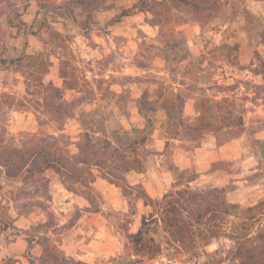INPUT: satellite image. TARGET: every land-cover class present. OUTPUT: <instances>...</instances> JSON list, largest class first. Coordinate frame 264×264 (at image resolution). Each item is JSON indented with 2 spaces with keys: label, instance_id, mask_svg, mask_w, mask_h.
<instances>
[{
  "label": "rangeland",
  "instance_id": "rangeland-1",
  "mask_svg": "<svg viewBox=\"0 0 264 264\" xmlns=\"http://www.w3.org/2000/svg\"><path fill=\"white\" fill-rule=\"evenodd\" d=\"M47 1L64 0H0V61L15 59L22 52H42L51 61L43 82L61 88L60 69L67 68L80 79L84 103L60 132L50 122L39 127L38 116L46 121L43 115L10 108L0 95V129L6 144L17 145L20 133L62 134L74 154L79 135L86 130L92 134L81 126L79 113L97 112L93 119L103 120L107 134L115 126L143 128L145 120L137 111L142 101L146 117L152 120V136L142 151L145 171L126 177L131 186L140 184L151 199L160 200L173 183L168 171V165L173 164L198 175L191 185L202 190L223 189L229 203L248 207L264 199L263 0H185L162 6L156 5L160 0H148L153 5L145 12L134 10L136 3L145 0H117L112 9L95 14L98 29L87 35L68 19L52 14L47 26L40 23L43 15H39L32 35L28 29L38 5ZM121 9L129 10L128 16L106 25ZM75 12L82 20L83 13ZM159 31L167 37L162 39ZM169 35L177 42L172 43ZM2 87L13 93L14 100L25 95L22 74L7 63H0ZM78 95L65 91L64 99L70 101ZM171 95L184 99L183 118L195 132L171 138L162 131L166 120L162 105ZM165 138L169 146L161 155ZM215 140L223 141L220 151L214 147ZM46 176V191L28 190L17 205L35 204L40 199L45 210L31 207L30 213L17 217L16 204L9 203L14 221L12 228L0 232V262L12 259L15 264H28V254L39 257L38 244L28 250L26 233L49 237L67 256L84 264L187 261L183 254L168 255L165 234L142 201L124 197L118 187L99 177L89 190L77 186L70 192L53 173ZM21 186L20 180L7 181L0 168L3 205ZM142 217L146 220L144 233L153 237L162 251L153 259L134 263L130 261L138 258H127L132 254L127 237L141 229ZM232 222L237 220L230 218ZM232 246L227 239L210 243L197 264H237L231 258Z\"/></svg>",
  "mask_w": 264,
  "mask_h": 264
},
{
  "label": "trees",
  "instance_id": "trees-1",
  "mask_svg": "<svg viewBox=\"0 0 264 264\" xmlns=\"http://www.w3.org/2000/svg\"><path fill=\"white\" fill-rule=\"evenodd\" d=\"M116 1L110 0L108 3V0H64L59 3H56L57 1L39 3L28 32L35 34L33 26L37 23L35 21L40 14L43 15L40 23L44 26L48 25L49 15L52 14L68 19L81 34L87 35L98 29L95 14L112 9ZM183 1L185 0H160L156 5ZM152 5V1L145 0L136 3L134 10L149 11ZM76 9L83 13L82 20L77 19ZM130 12L134 11L130 10ZM128 13L129 10L121 9L106 25L120 21L128 16ZM38 28H41V24ZM158 35L163 36L162 39L167 37L165 34L162 35L161 31ZM169 37L172 43L177 42L172 35ZM24 59L29 61H23ZM0 63H7L8 68L20 72L24 78L25 96L19 101L14 100L12 96L3 95L6 102L11 108L27 109L37 115H43L46 121H41L38 116L39 127L50 122L61 132L66 121L74 118L78 108L84 103L85 94L79 89L80 79L73 72H68L67 68L60 69L61 88L51 82L47 84L43 82L51 61L45 58L42 52L34 55L22 52L15 59ZM65 91L79 95L66 101ZM170 98L162 105L166 114L162 131L171 138L180 133L189 135L195 132L196 129L184 121V99L180 95H171ZM176 101L177 106H171ZM222 102L225 103L226 99H222ZM119 111L122 113L124 110L119 109ZM137 111L145 120L143 128L131 126L130 129H124L115 126L108 134L105 132L103 120L93 119L97 112L79 113L81 126L91 129L92 134L86 130L79 135L74 143L76 149L74 154L69 150L70 143L67 137L62 134L20 133V141L15 145L5 143L4 131L0 129V168L3 169L7 181L20 180L22 183L21 188L12 194V199L7 201V205H3L0 200V232L12 228L14 219L9 214L10 202L16 204L17 217L30 213L31 207L45 210L44 203L39 201L40 199L36 200L35 204L27 203L20 207L17 205L28 190L36 193L46 191L49 182L46 176L48 172L57 176L60 183L70 192L78 187L89 190L99 177L118 187L124 197H133L142 201L144 206L151 208L153 214L151 217L156 216V222L160 224L165 234L168 255L172 258L178 254L188 256L183 264H197L198 257L206 255L204 248L220 239H227L233 243L231 258L236 259L237 264H264V199L248 207L229 203L222 195L223 189L217 187L199 189L191 185L198 178L196 173L189 174L187 170H180L173 164L168 165V171L174 177L173 183L160 200L151 199L140 184L131 186L127 182L128 174L145 171L142 151L152 136V120L146 117V109L142 101L138 103ZM197 113L201 115L200 111ZM234 135L238 136V133ZM168 140L165 138L164 149L159 154L163 155L167 150ZM216 144L222 145L223 141L216 140ZM230 218L236 219L237 222L229 223ZM145 221L142 217L141 229L127 237L129 251L132 253L127 254V258L132 256L138 258L130 262L153 259L162 251L155 239L144 233ZM26 241L28 250L31 249L32 244H38L41 248L39 257L28 254V264H84L71 259L45 235L29 236L26 233ZM0 264H15V261L3 259Z\"/></svg>",
  "mask_w": 264,
  "mask_h": 264
},
{
  "label": "crops",
  "instance_id": "crops-1",
  "mask_svg": "<svg viewBox=\"0 0 264 264\" xmlns=\"http://www.w3.org/2000/svg\"><path fill=\"white\" fill-rule=\"evenodd\" d=\"M25 86V85H24ZM8 91V89L6 88V87H2V88H0V95H9V96H14L13 95V93H6ZM72 92V91H71ZM25 94H26V91H25ZM76 94V93H75ZM25 96V95H24ZM23 96V97H24ZM22 97V98H23ZM22 98H20V99H22ZM11 108V107H10ZM216 141V140H215ZM215 148H216V150H218V151H220L224 146H223V144L222 145H217L216 144V142H215V146H214ZM220 159H221V157H219ZM219 158L218 159H216V160H219ZM177 167V166H176ZM178 168V167H177Z\"/></svg>",
  "mask_w": 264,
  "mask_h": 264
}]
</instances>
